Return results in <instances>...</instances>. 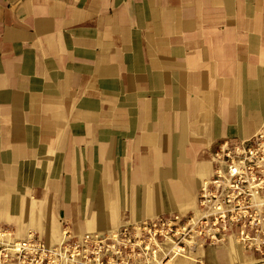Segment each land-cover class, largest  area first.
Returning a JSON list of instances; mask_svg holds the SVG:
<instances>
[{
    "label": "crops",
    "instance_id": "1",
    "mask_svg": "<svg viewBox=\"0 0 264 264\" xmlns=\"http://www.w3.org/2000/svg\"><path fill=\"white\" fill-rule=\"evenodd\" d=\"M260 130L264 0H0V227L190 211L214 144Z\"/></svg>",
    "mask_w": 264,
    "mask_h": 264
},
{
    "label": "built area",
    "instance_id": "2",
    "mask_svg": "<svg viewBox=\"0 0 264 264\" xmlns=\"http://www.w3.org/2000/svg\"><path fill=\"white\" fill-rule=\"evenodd\" d=\"M195 206L184 213L126 222L103 233L61 230L49 244L28 231L0 227V264H201L206 248L230 241L264 260V130L218 140Z\"/></svg>",
    "mask_w": 264,
    "mask_h": 264
},
{
    "label": "bare ground",
    "instance_id": "3",
    "mask_svg": "<svg viewBox=\"0 0 264 264\" xmlns=\"http://www.w3.org/2000/svg\"><path fill=\"white\" fill-rule=\"evenodd\" d=\"M229 243H232V247H227V244L224 245V248H227L226 251H227V254L225 255H222V254H219V255H216L213 259H212V263L213 264H226V257L230 259V263L231 264H238L239 262L242 261L241 259V253L243 252L235 243L234 241H230ZM202 252V251H201ZM200 252V253H201ZM203 253V252H202ZM201 253V255H202ZM209 253V252H208ZM207 253V254H208ZM204 254H205V250H204ZM206 255H204L205 257ZM209 258V257H208ZM178 261H183V262H186L187 264H194L191 260H174L172 261L170 264H178ZM208 261V260H207ZM198 264V263H197ZM210 264V263H209Z\"/></svg>",
    "mask_w": 264,
    "mask_h": 264
},
{
    "label": "rangeland",
    "instance_id": "4",
    "mask_svg": "<svg viewBox=\"0 0 264 264\" xmlns=\"http://www.w3.org/2000/svg\"><path fill=\"white\" fill-rule=\"evenodd\" d=\"M221 247H223L222 249L224 250V246H221ZM221 247H217V250L219 248H221ZM260 258L261 257H259L257 255H253V254H249V253L242 252L241 253V259H242V261L239 262L238 264H264V260H261ZM207 260H209V259L206 257V259H204L203 264H209L210 261H207ZM178 264H187V263L186 262H183V261H178ZM227 264H231L230 263V259H229V263H227Z\"/></svg>",
    "mask_w": 264,
    "mask_h": 264
}]
</instances>
